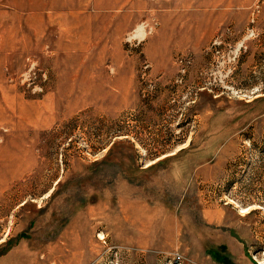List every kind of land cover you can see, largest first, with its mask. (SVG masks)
Instances as JSON below:
<instances>
[{
  "label": "rangeland",
  "instance_id": "1",
  "mask_svg": "<svg viewBox=\"0 0 264 264\" xmlns=\"http://www.w3.org/2000/svg\"><path fill=\"white\" fill-rule=\"evenodd\" d=\"M0 264H264V0H0Z\"/></svg>",
  "mask_w": 264,
  "mask_h": 264
},
{
  "label": "bare ground",
  "instance_id": "2",
  "mask_svg": "<svg viewBox=\"0 0 264 264\" xmlns=\"http://www.w3.org/2000/svg\"><path fill=\"white\" fill-rule=\"evenodd\" d=\"M82 1V0H81ZM95 1V5H96V7L97 8H100V9H110V8H114V7H116V6H119V4H120V1L121 0H119V1H116V0H94ZM80 3L81 2H79V3H76V4H73V5H71V7L72 8H70L69 10H71V9H73V8H78V7H80ZM82 4H83V2H82ZM66 7H68V4H66L65 5ZM35 8V7H34ZM33 8V9H34ZM36 8H38V7H36ZM97 11V10H96ZM71 12V11H70ZM76 12V11H75ZM74 12V13H75ZM76 14H77V12H76ZM36 16L37 17H39V14H36ZM75 20H77L78 19V17H76V16H74V14H72L71 15ZM124 16H126V15H124ZM35 17V16H34ZM30 18H32V16H29V19ZM126 18V17H125ZM125 18H123V19H125ZM31 21H32V19H31ZM73 23V22H72ZM86 31V30H85Z\"/></svg>",
  "mask_w": 264,
  "mask_h": 264
},
{
  "label": "built area",
  "instance_id": "3",
  "mask_svg": "<svg viewBox=\"0 0 264 264\" xmlns=\"http://www.w3.org/2000/svg\"><path fill=\"white\" fill-rule=\"evenodd\" d=\"M178 258V257H177Z\"/></svg>",
  "mask_w": 264,
  "mask_h": 264
}]
</instances>
